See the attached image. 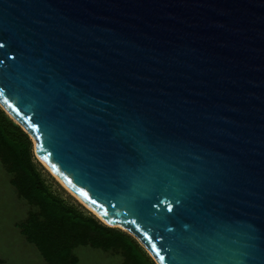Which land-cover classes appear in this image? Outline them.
I'll return each instance as SVG.
<instances>
[{"label": "water", "instance_id": "obj_1", "mask_svg": "<svg viewBox=\"0 0 264 264\" xmlns=\"http://www.w3.org/2000/svg\"><path fill=\"white\" fill-rule=\"evenodd\" d=\"M0 107L155 264H264V0H0Z\"/></svg>", "mask_w": 264, "mask_h": 264}, {"label": "trees", "instance_id": "obj_2", "mask_svg": "<svg viewBox=\"0 0 264 264\" xmlns=\"http://www.w3.org/2000/svg\"><path fill=\"white\" fill-rule=\"evenodd\" d=\"M0 160L11 175L10 184L30 206L27 218L16 227L48 264H77L73 250L79 246L119 254L122 264H155L131 235L103 224L53 188L31 138L1 107Z\"/></svg>", "mask_w": 264, "mask_h": 264}, {"label": "rangeland", "instance_id": "obj_3", "mask_svg": "<svg viewBox=\"0 0 264 264\" xmlns=\"http://www.w3.org/2000/svg\"><path fill=\"white\" fill-rule=\"evenodd\" d=\"M36 159L45 169L48 182L58 193L91 212L58 182L38 157ZM10 178L11 175L0 160V260L5 264H48L38 249L27 242L16 227V224L25 221L30 206L18 196L15 188L10 184ZM73 255L78 258L77 264H122L123 262L119 254L89 246L75 248Z\"/></svg>", "mask_w": 264, "mask_h": 264}, {"label": "bare ground", "instance_id": "obj_4", "mask_svg": "<svg viewBox=\"0 0 264 264\" xmlns=\"http://www.w3.org/2000/svg\"><path fill=\"white\" fill-rule=\"evenodd\" d=\"M62 184V183H61ZM63 185V184H62ZM64 186V185H63ZM65 187V186H64ZM66 188V187H65ZM67 189V188H66ZM68 190V189H67ZM69 191V190H68ZM69 193H71L69 191ZM74 197H76L85 207H87L93 214H95L97 217H99L105 224L107 225H111L109 223H107L105 220H103L93 209H91L86 203H84L81 199H79L76 195H74L73 193H71ZM117 227H119L118 225H116ZM120 228V227H119Z\"/></svg>", "mask_w": 264, "mask_h": 264}]
</instances>
